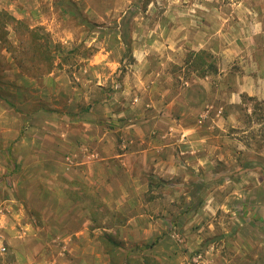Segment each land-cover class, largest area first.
I'll return each instance as SVG.
<instances>
[{
	"label": "rangeland",
	"instance_id": "rangeland-1",
	"mask_svg": "<svg viewBox=\"0 0 264 264\" xmlns=\"http://www.w3.org/2000/svg\"><path fill=\"white\" fill-rule=\"evenodd\" d=\"M0 11V264H264V0Z\"/></svg>",
	"mask_w": 264,
	"mask_h": 264
},
{
	"label": "crops",
	"instance_id": "crops-1",
	"mask_svg": "<svg viewBox=\"0 0 264 264\" xmlns=\"http://www.w3.org/2000/svg\"><path fill=\"white\" fill-rule=\"evenodd\" d=\"M178 127H181V128H178ZM197 128L198 127L196 125H193V123L189 124V125H182V126H181V124H179L177 127L172 128V131H171V135L172 136L174 135V133H173L174 131H179L178 133H176V135L172 139H176L177 141H179L180 131H183V137L184 138H185V134H187L186 138H185L186 142H191V145L194 148L196 146V144H198L197 141L199 139H201L200 138V134L197 132ZM100 136L101 135H98L96 137L93 136V135H90V136L87 135L88 138H85V139H84L85 136H83L82 137V141L83 140L86 141L88 139L87 141H90L92 144H95V145H93V147L96 148L98 142L101 139H103V138H100ZM192 152H193L192 155H193L194 159L195 160H199L201 155H200V152H198L197 148H194L192 150ZM87 166H89V168H90V170L87 173H88V175H90V179H92V178H94V175H93L94 174V170H93V168H91V165H87Z\"/></svg>",
	"mask_w": 264,
	"mask_h": 264
},
{
	"label": "trees",
	"instance_id": "trees-1",
	"mask_svg": "<svg viewBox=\"0 0 264 264\" xmlns=\"http://www.w3.org/2000/svg\"><path fill=\"white\" fill-rule=\"evenodd\" d=\"M0 15L7 16L9 19L15 21V23H17L19 21V20L14 19L12 16L7 15L4 11H0ZM0 39H1V41L4 40L3 35H0Z\"/></svg>",
	"mask_w": 264,
	"mask_h": 264
},
{
	"label": "built area",
	"instance_id": "built-area-1",
	"mask_svg": "<svg viewBox=\"0 0 264 264\" xmlns=\"http://www.w3.org/2000/svg\"><path fill=\"white\" fill-rule=\"evenodd\" d=\"M4 251V247L0 244V252Z\"/></svg>",
	"mask_w": 264,
	"mask_h": 264
}]
</instances>
